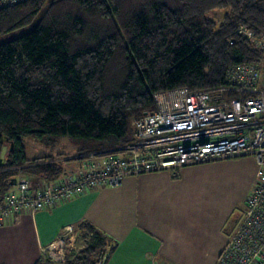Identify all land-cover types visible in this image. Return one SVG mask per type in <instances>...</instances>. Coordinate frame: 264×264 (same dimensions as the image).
<instances>
[{"label": "trees", "instance_id": "obj_1", "mask_svg": "<svg viewBox=\"0 0 264 264\" xmlns=\"http://www.w3.org/2000/svg\"><path fill=\"white\" fill-rule=\"evenodd\" d=\"M34 19L0 43V148L2 136L13 144L0 198L12 177L61 172L54 155L26 158L23 138L67 137L107 155L131 141V119L154 109V92L223 84L229 66L258 57L237 29L264 31V0H27L0 8V35ZM77 228L84 245L65 264L106 259L114 241Z\"/></svg>", "mask_w": 264, "mask_h": 264}, {"label": "built area", "instance_id": "obj_2", "mask_svg": "<svg viewBox=\"0 0 264 264\" xmlns=\"http://www.w3.org/2000/svg\"><path fill=\"white\" fill-rule=\"evenodd\" d=\"M24 1L0 0V8ZM237 33L258 51L255 60L229 66L219 86L154 92V109L131 119V141L99 164L88 163L36 190L30 177L19 176L0 198V226L25 210L33 213L100 185H119L126 175L251 156L254 182L213 264H264V31L240 25ZM63 245L58 239L47 249L60 253Z\"/></svg>", "mask_w": 264, "mask_h": 264}, {"label": "crops", "instance_id": "obj_3", "mask_svg": "<svg viewBox=\"0 0 264 264\" xmlns=\"http://www.w3.org/2000/svg\"><path fill=\"white\" fill-rule=\"evenodd\" d=\"M71 147L53 154L62 167L57 178L106 158ZM238 158L248 160V169ZM254 169L253 157L243 156L126 175L119 185H100L33 213L25 210L0 226V264H36L58 239L64 244L60 253L70 254L83 242L73 236L81 223L114 241L103 264H213L231 235L223 234L232 206L223 184L247 179L245 198ZM30 181L33 190L53 182L41 176Z\"/></svg>", "mask_w": 264, "mask_h": 264}, {"label": "rangeland", "instance_id": "obj_4", "mask_svg": "<svg viewBox=\"0 0 264 264\" xmlns=\"http://www.w3.org/2000/svg\"><path fill=\"white\" fill-rule=\"evenodd\" d=\"M211 13L213 12L208 13V16H212ZM215 14L216 13L213 14L214 17H216ZM35 22L36 19H34V21L29 25H25L23 27L5 32L4 34L0 35V43L28 32L31 28L34 27ZM22 144L24 146L25 157L28 159H33L35 157L49 155V154L53 155L67 148L68 149L71 148L70 151L73 150V148L71 147L73 143L67 137L60 138L58 142L53 146L48 145L45 142L40 141L33 137L23 138ZM234 160L236 162L240 161L242 167L244 168L245 166L247 168L248 160H244L243 158H238ZM223 185L225 186V188L222 190V193L226 194L227 195L226 197H229L232 205L227 214V217L225 218L224 225L222 223V226L224 228L223 234L228 237L234 231L244 209V202L246 197L244 198L243 196H244V190L246 189L247 186V179L238 177L234 182H232L231 186L228 183ZM75 230L77 231V233L79 232L80 234H84L83 229L76 228L73 230L74 233L73 236L76 235V232H74ZM83 245L84 243L80 242L77 248L80 249L83 247ZM42 254L43 257L40 258V260H38L37 264H65V262L72 259V256H69L66 253L63 256V253H59L55 251V248L53 250V247H51L50 249L47 248L44 249V252Z\"/></svg>", "mask_w": 264, "mask_h": 264}, {"label": "water", "instance_id": "obj_5", "mask_svg": "<svg viewBox=\"0 0 264 264\" xmlns=\"http://www.w3.org/2000/svg\"><path fill=\"white\" fill-rule=\"evenodd\" d=\"M2 140L4 141V143L2 144L0 148V166L4 165V163L6 162L7 152L12 150L13 148V144L11 142L10 143L6 142L7 141L6 136H2ZM15 180H16L15 177H12L10 184L14 185ZM104 260H105V255L102 257L101 261L96 262L95 264H103Z\"/></svg>", "mask_w": 264, "mask_h": 264}]
</instances>
